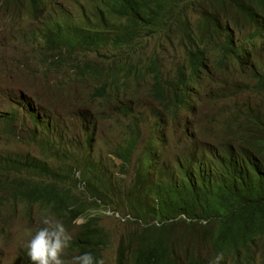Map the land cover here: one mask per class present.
Returning <instances> with one entry per match:
<instances>
[{
	"label": "clouds",
	"instance_id": "clouds-1",
	"mask_svg": "<svg viewBox=\"0 0 264 264\" xmlns=\"http://www.w3.org/2000/svg\"><path fill=\"white\" fill-rule=\"evenodd\" d=\"M66 1L0 0V29H12V24L21 20L20 14H25L34 26L33 30H24L25 35L29 38L28 42L36 44L35 48L27 47V44L15 39L13 31L0 34L5 53L0 55V133L4 134L6 129L11 128L13 133L7 137L19 138L18 126L22 125L24 129L26 125H31L34 132L41 130L46 136L55 135L57 142L58 135L54 134L50 125L53 122L55 106L31 93L28 88H19V85L15 87L14 84L16 80L26 82L24 75L29 69L39 70L40 80L49 84L58 75V83L65 87V92L73 95L80 107L86 109L85 103L73 94L72 84L62 79V75L71 71L73 82L86 87L91 99L109 100L113 93L119 95L125 88L132 87L151 101L152 106L148 109L151 132L146 144L140 147V152L136 153L141 142L140 118L134 128L127 132L122 145L112 152L115 157L119 150L123 154L131 155L127 170L124 166L127 162H122V171L125 174L129 164L136 168L137 157L149 158L153 162L150 168L142 167L144 186L148 179L154 177L164 178V183L174 180L178 184L181 181L178 165L193 154L197 158L202 153L211 156L216 151L224 150L234 155L250 156L262 165L264 154H261L255 144L259 142L264 145V39L254 48L248 46L254 39L252 45L256 43L259 39L257 37L264 34V0H246L241 4L234 0H154L145 7L140 6L142 0H134L137 11L130 13L112 12L111 5L114 1L111 0H87L81 3L73 0L72 9L65 8ZM11 10L16 16L8 15ZM61 16L66 19L60 20ZM193 16H196V20H193ZM66 20L72 21L73 26L78 29L67 33L62 39L63 42L58 47L62 53L61 62L55 65L57 59L44 54V41L50 40L54 24L55 31L58 32V24ZM102 25L105 26L102 32L111 36L107 42L102 38V32L98 31ZM175 30L180 32L174 35ZM145 31L168 37L161 44V50L148 59L145 56ZM103 43L110 44L105 48ZM11 44L18 46V49L12 47V51L7 52L5 47ZM112 48L133 49L135 53L131 58L113 61L110 56ZM24 54L30 57H22ZM202 55L205 60L199 70L200 63L197 61ZM140 57H143V62H139ZM97 74L98 78L90 80V77ZM212 74L217 79L215 84L209 85L208 91L218 86L221 74L223 76L220 81L227 83L225 88L229 87L226 92H211L213 98L227 97L226 109L219 114L218 109L212 110L208 121L204 122L199 113L197 116L195 114L199 97L194 90L197 86H202L203 76L209 79ZM85 77L89 80L84 83ZM243 93L246 95L243 96ZM71 104L76 109V102L72 101ZM173 104L178 109L176 114L169 108ZM9 109L17 116L13 125H7L5 120L4 113ZM120 110L125 115L132 114L127 107ZM156 117L159 118V124H154ZM75 119L81 125V143L84 144L81 146H85L88 153L77 158L75 152H66L69 151V146L77 143L69 132L67 148L61 154L69 163L72 162L70 164L81 163L74 169L77 180L82 179L84 172L89 181L95 179L90 181L92 184L96 180L103 184L109 178L102 172L104 167L100 164L99 157L93 154L95 127L83 116L77 114ZM169 125L176 127L173 137L169 136ZM181 125L184 130H178ZM56 128L59 127L56 125ZM158 129L159 137L156 136ZM28 136L34 137L29 134ZM184 145L188 149L179 154ZM55 148L61 151L57 145ZM161 168L165 170L162 174L158 172ZM134 169L129 184L125 185L129 189L133 188ZM84 186V182H79L78 188L81 191L78 189L77 192L84 193ZM198 198H208V195L199 193ZM147 202L157 210L150 197H147ZM91 211L88 213L91 217L100 215L92 214ZM99 211L104 216H120L123 222L135 227L130 238L120 235L115 246L114 264H138V261L143 264H244L235 258L225 259L213 247L208 249L186 235L188 224H193L194 229H190L191 231H203L208 221L202 217L191 218L180 213L169 219H159L156 216L144 221L130 213L109 208ZM44 216V226L31 234L27 249L20 251L16 257L19 261H13L12 264H65L62 258L65 249L74 256L71 264H105L102 252L109 245L107 235L96 248L95 256L91 252L81 254V251L70 248V241L76 235L78 226L83 225L87 219L85 215L75 218L73 227L54 220L55 217L45 211ZM220 216L212 215L215 224H221ZM175 221L176 224L180 223L179 226L182 225L185 233L178 244L172 241L173 233L169 226ZM73 228L75 231L71 236L68 229L73 232ZM163 228L168 232L166 236L158 232ZM140 229L142 232L138 234ZM136 235L148 240L160 236L158 243L167 248L168 256L160 261L146 255L144 262L133 259L132 252L139 250L133 247ZM255 251L252 264H264V249L258 247ZM0 261H3L1 252Z\"/></svg>",
	"mask_w": 264,
	"mask_h": 264
},
{
	"label": "trees",
	"instance_id": "trees-1",
	"mask_svg": "<svg viewBox=\"0 0 264 264\" xmlns=\"http://www.w3.org/2000/svg\"><path fill=\"white\" fill-rule=\"evenodd\" d=\"M153 1L142 0L140 6L145 7ZM234 1L241 4L246 0ZM134 4V0H115L111 5V11L136 12ZM64 19L65 16L60 17V20ZM76 29L78 27L73 26L72 21L66 20L58 24L56 32L54 24L50 40L44 41V54L56 58L55 65L61 62L62 53L58 47L63 42L62 39ZM101 35L105 42L111 39L105 32ZM252 42L248 47H254ZM109 44L103 43V46L106 48ZM199 59L200 70L205 56L202 55ZM169 108L173 109V114L178 111L175 104ZM15 117L17 116H6L7 125H13L16 121L14 119H17ZM156 119L159 121L158 117ZM11 133H13L11 128L4 131L6 136H11ZM54 134H57V131ZM36 138L33 137L30 144L41 150L43 154L40 159L31 154L0 155V203L3 199L12 204L22 202L31 205V202H39V205L46 209L45 213L71 227L75 218L85 215L87 219L80 226L79 233L70 241V248L74 251H81V254L91 252L95 256L96 248L106 237L105 231L98 224L99 217L88 215L95 208L130 213L144 221L156 216L159 219H169L180 213L191 218L202 217L208 221L203 231H191L190 229H194L193 224H188L186 235L208 249L213 247L214 251L225 259L235 258L244 264L254 262L252 255L256 256V248L264 249V161L259 165L250 156L234 155L224 150L216 151L211 156L202 153L197 158L193 154L179 163L181 181L178 184L173 182L174 180L164 183L162 182L164 178L154 177L148 179L144 186L142 167L145 166L141 158L134 169L133 188L129 189L125 185L115 187L109 180L103 184L96 180L92 184L90 181L95 179L89 181L84 172L82 179L77 180L74 169L81 163L70 164L61 154L63 148H60L61 151H55L58 144L51 136L42 137L40 141H36ZM164 139L166 141V136ZM255 146L264 154L262 143L257 142ZM116 156L122 162H127L124 165L127 170L131 155L123 154L119 150ZM153 160H156V155ZM149 163L146 169L153 165L150 160ZM80 169L82 171V166ZM164 171L161 168L158 172L162 174ZM35 177L40 178L41 182ZM81 181L85 184L84 193L77 192L78 183ZM199 193H207L208 198L199 199ZM147 197L151 198L157 210L147 202ZM213 214L221 215L222 225L213 222ZM176 223L171 222L169 226L172 227ZM158 232L164 236L168 234L165 228ZM159 238L157 235L148 240L136 235L133 247L139 250L132 252L133 259L144 262L145 255L159 261L167 257V248L158 243ZM137 263L143 264L140 261Z\"/></svg>",
	"mask_w": 264,
	"mask_h": 264
},
{
	"label": "rangeland",
	"instance_id": "rangeland-1",
	"mask_svg": "<svg viewBox=\"0 0 264 264\" xmlns=\"http://www.w3.org/2000/svg\"><path fill=\"white\" fill-rule=\"evenodd\" d=\"M86 1L87 0H79L78 2L81 3ZM72 4L73 0H67L65 8L72 9ZM8 15L16 16V13H13L11 10ZM19 17L21 20L12 24L15 39L23 44H27V47L35 48L36 44L28 42L29 38L26 37L24 32V30L26 32L33 30L34 26L32 25L31 19L25 14H20ZM193 20H196V16H193ZM176 32L180 31L175 30L173 34L177 35ZM144 33L146 35L144 39L147 40V42L144 43V46H147L145 56L146 59H148V57L155 56L161 50V44H163V41L168 37H162L157 32L152 33L145 31ZM2 42L3 41L0 40V55L5 54L4 48H2ZM12 47L18 49V46L11 44L5 47V50L11 52L13 49ZM134 53L135 51L133 49L112 48L110 56L113 61H118L131 58ZM22 57L28 58L30 55L24 54ZM262 60H264V58ZM143 61V57H140L139 62ZM38 73L39 75L41 74L40 71ZM72 76L73 74L70 71L62 75V79L64 82L72 84L71 89L73 94L77 95L85 103L86 109L80 107L79 102L75 98L68 96V93L65 92V87L58 83V75L55 76V79H52L49 84L42 80L37 81L35 72H31L28 76H24L27 83L16 80L14 85L15 87L19 85V88H28L31 93H35V95L43 98L45 102L55 106V114L52 120L55 126L57 125V127H59L55 129L58 135V147L63 149L67 148L66 140L70 132V135L73 134L74 141H77V143L74 144L70 151L66 152L68 154L75 152L77 158L88 153V149L85 146H81V140L83 139L81 135V125L75 119L77 114L78 116H83L89 124L95 127L96 136L94 138L95 147L93 154L95 157H99L100 164L104 167L102 172L109 178L108 180L112 185H115V187L128 185L134 167L132 164H129L128 172L125 174L122 171V161L113 156L112 152L115 151L117 146L122 145L127 136V132L130 128H134L139 118L141 121L140 127L142 128V133L141 142L138 144L136 153L138 154L140 152V147L146 144L151 132L150 117L148 114V109L152 106L151 101L132 87L125 88L119 95L109 100L105 98H103V100H92L88 89L73 82ZM222 76L223 74H221L217 82L218 86L213 90L218 92L228 91L229 87L225 88L227 83L220 81ZM202 79L204 80L202 81V86L194 90L199 97L195 114L197 116L199 113L200 119L205 122L208 121L212 110L218 109L219 114V112L226 109L225 101L227 97L225 99L213 98L211 96L213 90L208 91L209 85L216 83V76L212 74L211 78L208 79L203 76ZM138 89H141V87ZM242 95L245 96L246 93ZM72 101L76 102V109L73 108L71 104ZM123 104L131 108V115H125L121 112L120 108L123 107ZM154 122L156 123V119ZM18 127L17 132L20 134L19 138L7 137L5 134L0 133V155L8 153L31 154L40 159L43 153L40 149L36 148V146H31L30 141L32 138H30L28 134L34 137L39 136L38 141H40V138L45 137L46 134L41 130L34 132L31 125H26L24 129L22 125ZM69 129L72 131H69ZM167 129H169V136L173 137V132L176 127L169 125ZM178 130H184V127L181 125ZM156 136L159 137V129L156 132ZM52 139L55 140V138ZM185 148L188 149V146L184 145L179 152L184 151ZM133 159L135 160L136 158ZM138 159L140 158L137 157V162ZM35 178L40 181V178ZM79 191H81V189H79ZM45 210L46 209L40 206H29L21 202L12 204L10 201L6 202L4 199L2 200L0 207V252L2 253L3 261H0L1 264H12L13 261H19V259L16 260V257L20 251H25L27 249V243L31 239V234L44 226L42 220L46 217L43 214ZM91 212L95 215L100 214L98 216V224L105 231L109 240L108 248L102 252V259L105 264H114L115 246L118 243L120 235L130 238V233L135 227L129 225L126 221L123 222L120 216L116 217L114 214H111L113 217L110 215L104 216L96 209H92ZM54 220H56V218H54ZM179 224L180 223L173 225L170 229L173 233L172 241L177 244L182 241V237L185 234L182 225L179 226ZM64 225H66V223H64ZM74 231V228L73 232L68 229V233L71 234V236H73ZM141 232L142 229L138 231V234ZM130 248H132V246H130ZM69 252L70 251L65 249V253L62 257L65 264H71L74 257L73 254Z\"/></svg>",
	"mask_w": 264,
	"mask_h": 264
},
{
	"label": "bare ground",
	"instance_id": "bare-ground-1",
	"mask_svg": "<svg viewBox=\"0 0 264 264\" xmlns=\"http://www.w3.org/2000/svg\"><path fill=\"white\" fill-rule=\"evenodd\" d=\"M111 1H115V0H111ZM104 28H105V26H100L99 28H98V30H100V31H103L104 30ZM10 31H13L12 29H0V34L2 35L3 33H6V32H10ZM257 38H259L258 40H257V42L256 43H254V47H256V45L258 44V43H260L263 39H264V34L262 35V37H257ZM253 47V48H254ZM201 59H199V61H200ZM199 61H198V63H199ZM200 66V65H199ZM31 72H35V75L37 76V81H39L40 80V78H39V70H34V71H32V70H27V72H25V75L24 76H28V74H30ZM37 72V73H36ZM99 77V75H94V76H92V77H90V80H95L96 78H98ZM89 80V78L88 77H85V78H83V82L85 83V82H87ZM196 88H199V86H197ZM195 88V89H196ZM122 89H123V87H122ZM114 95H116V93H113V95L111 96V98L114 96ZM68 96H70V97H73V95H68ZM92 100H95V99H92ZM123 107L125 108V107H127L128 108V110L132 113V111H131V108L129 107V106H127V105H125V104H123ZM5 116H15L16 114H14L13 112H12V110H8V111H6L5 113ZM19 117V116H18ZM156 119V118H155ZM155 121V120H154ZM156 123L157 124H159L158 123V121H157V119H156ZM154 124H155V122H154ZM50 125H52V128L54 129V133H55V124L52 122ZM36 137H38V136H36ZM52 138H55V135L54 136H51ZM71 137V136H70ZM36 140L38 141V138H36ZM55 141V140H54ZM81 145H84L83 143H81ZM73 146L71 145V146H69L68 147V149H69V151L71 150V148H72ZM151 148H153V147H151ZM186 149V148H185ZM184 149V150H185ZM187 150V149H186ZM183 152V151H182ZM182 152H179V153H182ZM140 161H141V158H140ZM143 161H144V166H145V168L147 167V165H149L150 163H149V158H147V159H144L143 158ZM85 185V184H84ZM5 187H6V184L4 185ZM143 190V189H142ZM141 190V191H142ZM13 193V192H12ZM22 203V202H21ZM32 204V206H40V207H43L42 205H39V202H31ZM57 220V219H56ZM58 221V220H57ZM60 221V220H59ZM61 222V221H60ZM79 228H80V226H78ZM79 231H80V229L78 230L77 229V233L76 234H78L79 233Z\"/></svg>",
	"mask_w": 264,
	"mask_h": 264
}]
</instances>
